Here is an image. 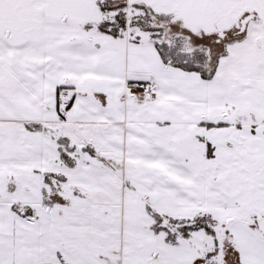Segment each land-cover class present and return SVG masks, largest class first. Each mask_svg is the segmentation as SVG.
I'll return each instance as SVG.
<instances>
[{
	"label": "snow or ice",
	"instance_id": "6c2138e0",
	"mask_svg": "<svg viewBox=\"0 0 264 264\" xmlns=\"http://www.w3.org/2000/svg\"><path fill=\"white\" fill-rule=\"evenodd\" d=\"M0 264H264V0H0Z\"/></svg>",
	"mask_w": 264,
	"mask_h": 264
}]
</instances>
